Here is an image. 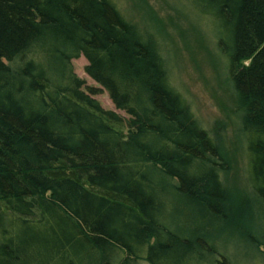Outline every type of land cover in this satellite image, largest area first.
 <instances>
[{"label": "trees", "instance_id": "obj_1", "mask_svg": "<svg viewBox=\"0 0 264 264\" xmlns=\"http://www.w3.org/2000/svg\"><path fill=\"white\" fill-rule=\"evenodd\" d=\"M192 1L216 24L245 110L264 226V0ZM82 56L126 118L74 75ZM222 162L163 59L112 0H0V264L212 255L214 237L233 227Z\"/></svg>", "mask_w": 264, "mask_h": 264}, {"label": "rangeland", "instance_id": "obj_2", "mask_svg": "<svg viewBox=\"0 0 264 264\" xmlns=\"http://www.w3.org/2000/svg\"><path fill=\"white\" fill-rule=\"evenodd\" d=\"M112 1L163 59L169 83L215 141L223 161L220 176L230 201L233 227L214 237L212 255H199L192 264H264V226L248 178L245 110L219 49L216 24L192 0ZM87 65L83 56L73 60L74 75L86 88L101 90L94 99L105 110L126 118L108 93L88 76ZM129 264L149 263L137 260Z\"/></svg>", "mask_w": 264, "mask_h": 264}]
</instances>
